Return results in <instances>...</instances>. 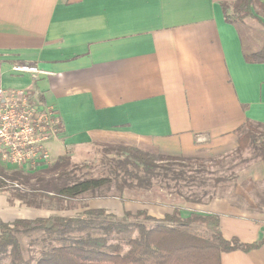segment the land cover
<instances>
[{"label":"crops","instance_id":"crops-1","mask_svg":"<svg viewBox=\"0 0 264 264\" xmlns=\"http://www.w3.org/2000/svg\"><path fill=\"white\" fill-rule=\"evenodd\" d=\"M235 1L0 0V85L32 86L31 78L12 75L17 64L48 73L36 83L63 122L48 144L54 159L116 145L185 160L230 155L239 128L248 121L264 124V64L244 59V50H262L254 33L264 30L250 20L248 28L259 26L242 40L220 6ZM258 14L264 23V12ZM241 179L242 186L248 180L264 188V164L248 165ZM88 206L119 217L172 213V206L118 199ZM48 213L0 197L3 222ZM208 214L220 215L227 240L250 244L264 237V220L227 198H216ZM221 264H264V245L224 253Z\"/></svg>","mask_w":264,"mask_h":264},{"label":"trees","instance_id":"trees-1","mask_svg":"<svg viewBox=\"0 0 264 264\" xmlns=\"http://www.w3.org/2000/svg\"><path fill=\"white\" fill-rule=\"evenodd\" d=\"M220 6L225 22L236 28L242 40V27L247 21L254 20L264 29L258 14L264 12L260 0H236L223 2ZM244 59L249 64H264V49L257 52L244 50ZM36 82L27 89V96L38 104H46ZM56 121L60 135L63 122L58 115ZM236 133L238 147L234 155L242 158L251 150L264 164V124L248 121ZM96 147H100L107 166L105 176L96 177L87 172L80 178L74 170L79 168H74L64 174L65 183L53 185L51 191L45 188L25 191L15 186L27 181L23 171L9 172L12 169L0 161V193H8L10 206L19 202L34 210L69 211L80 200L118 199L125 202V191L152 188V179L165 168L163 161L170 164L200 161L156 156L130 146ZM9 185L12 191H9ZM258 198V204L264 207V188ZM135 232L137 235L133 236ZM34 233H40L37 237H41L40 242L31 244L37 246V256L26 259L21 240L32 238ZM263 245L264 237L250 244L237 238L227 240L220 230V215L186 212L177 206L163 218L152 217L146 210L125 212L119 217L86 206L76 217L53 214L13 222L0 220V264L8 260L10 264H221L224 253H248Z\"/></svg>","mask_w":264,"mask_h":264},{"label":"rangeland","instance_id":"rangeland-1","mask_svg":"<svg viewBox=\"0 0 264 264\" xmlns=\"http://www.w3.org/2000/svg\"><path fill=\"white\" fill-rule=\"evenodd\" d=\"M258 26L256 24L248 28L245 25V27H242V32L248 35V30H254ZM254 34L256 36L255 47L264 49V32L257 31L256 33L255 31ZM48 152L50 153V150ZM59 156L54 159L50 153V159L46 164H41L40 166L27 164L22 169H16L23 171L27 177V181H22L18 184L19 188L25 191L44 188L51 191L53 185H63L66 180L63 177L64 174L74 168H79L74 170L76 176L80 178L85 177L83 174L87 172H91L96 177L108 174L100 147L83 149L81 153L71 156L67 155V157ZM258 161L260 159L251 150L244 153L242 158H237L233 152L229 156L204 157L195 163L177 162L170 164L168 161H163L162 165L165 168L160 170L157 177L152 179V188L127 190L124 193V198L134 204L144 205L152 203L159 206H177L186 212H189L186 210L188 208H195L198 210L195 212L200 214H208L211 204L216 198H227L240 204L249 215H254L264 220V207L258 204V194L261 193L263 186L258 185L260 183H252V181L248 180L245 181L247 184L245 186H242L241 183L243 182L241 179L242 171L248 165ZM8 171H15V169ZM251 184H254L255 187L254 189L250 188V191H248L247 187ZM8 189L9 191L13 190L11 185L8 186ZM3 195L7 197L8 193H0V197ZM90 201L80 200L69 211H48L47 215L76 217L84 211ZM0 220L4 221L3 215L0 216ZM197 230L200 231L199 229ZM39 234L34 233L32 238L25 237L21 240L24 258L37 256L38 248L31 244L34 241L36 243L40 242L41 237H37ZM136 235L137 232L133 234V236ZM19 237L21 238L23 235ZM3 264H10V260Z\"/></svg>","mask_w":264,"mask_h":264},{"label":"built area","instance_id":"built-area-1","mask_svg":"<svg viewBox=\"0 0 264 264\" xmlns=\"http://www.w3.org/2000/svg\"><path fill=\"white\" fill-rule=\"evenodd\" d=\"M11 73L33 81L48 75L38 66L27 64L12 66ZM57 115L54 108L29 100L27 90L0 85L1 163L15 170L27 164H46L50 159L48 144L59 136Z\"/></svg>","mask_w":264,"mask_h":264}]
</instances>
